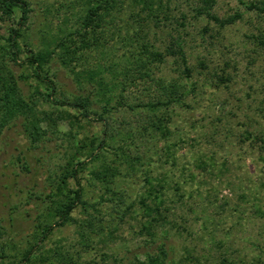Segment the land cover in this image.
Listing matches in <instances>:
<instances>
[{
  "label": "rangeland",
  "instance_id": "obj_1",
  "mask_svg": "<svg viewBox=\"0 0 264 264\" xmlns=\"http://www.w3.org/2000/svg\"><path fill=\"white\" fill-rule=\"evenodd\" d=\"M28 1L32 12L25 32L36 48H53L51 41L79 28L81 0ZM122 1L129 6L130 0ZM199 10L200 0H161L152 14L138 10L137 15L126 6L116 13L113 23L99 30L103 46L85 53L78 69H101L106 77H112L110 74L117 75L116 71L122 73L135 64L142 45L165 55L163 63L152 66V77L178 79L195 87L188 106L175 107L170 124L177 163L167 160L161 169L167 176L164 231L168 245L173 247L175 264H221L224 259L234 264H264V149L259 148V142L245 140L247 133L264 138V18L247 11L239 0H216L213 7L212 13L220 19L242 15L229 26L221 27ZM14 24L0 23V36L8 37ZM178 45L184 49L190 75L183 73L184 65L177 56L167 54ZM142 57L147 55L143 52ZM5 62L16 77L27 75L21 64L9 58ZM114 64L118 65L115 71ZM51 66L62 90L82 95L92 91V86L80 90L73 74L58 60ZM31 85L32 81H20L26 96L33 92ZM157 94L154 83L143 82L130 89L129 103L147 102ZM41 106L52 110L49 103ZM147 116L121 109L112 122L115 128L133 131L134 141H128L133 143L130 154L143 153V162L151 161L149 157L156 160L154 153L163 145L157 139L152 141L149 134L140 135L143 127L149 128ZM69 130L70 126L63 124L59 132L48 133L41 142L33 143L20 119L0 137V217L5 228L0 244L9 256L32 245L51 207L56 175L68 158ZM73 133L81 140L100 136L102 124L82 119ZM80 157L86 158L82 153ZM204 162L205 169L201 167ZM128 173L126 188L135 195L142 187L144 173L138 168ZM84 183L88 198L96 201L98 186ZM104 210L109 212L110 208L105 206ZM74 217L84 218L81 208ZM142 221L138 217L124 225L119 234L123 240L104 250L114 256L106 264H132L136 254L156 252L157 245L146 243L149 238L139 232ZM79 239L76 225L57 228L44 254L52 256V250L73 247L84 252V260L99 261L102 250H86ZM55 257L36 264L54 263Z\"/></svg>",
  "mask_w": 264,
  "mask_h": 264
},
{
  "label": "trees",
  "instance_id": "obj_2",
  "mask_svg": "<svg viewBox=\"0 0 264 264\" xmlns=\"http://www.w3.org/2000/svg\"><path fill=\"white\" fill-rule=\"evenodd\" d=\"M81 1L79 28L51 41L53 48L38 49L25 32L32 12L30 2L0 0V23L11 21L16 25L10 28L8 37L0 36V137L5 128L20 119H23V125L33 143L41 142L48 133L59 132V127L63 124L70 126L66 134L69 142L66 155L68 158L56 175L51 191V207L38 226L32 245L9 256L0 244V263H45L56 256V261L51 264H106L114 256L104 250L109 248L110 244L123 240L119 235L121 229L125 224H130L140 217L144 221L141 222L139 232L149 238L146 243L157 245V250L136 254L135 261L131 263L175 264L173 247L168 245V235L164 231L168 218L167 176L161 169L167 164V160H171L173 165L177 163V146L170 142L173 134L170 124L175 107H187V100L195 92V87L178 79L167 81L152 77V66L155 63H163L165 55L150 50L145 45H142L143 49L134 65L125 67L126 70L122 73L116 71L117 75L110 74L112 77H106L101 69L79 70V65L85 59L84 54L103 46L99 30L104 28V24L113 23L116 13L124 11L127 6L136 14L138 10L152 14L156 2H161L130 0L129 6H124L122 0ZM239 1L247 11L264 18V0L250 3ZM215 4L216 0H200L199 14L207 16L221 27L232 25L242 18V15L237 13L227 19H220L212 13ZM2 40L4 44L1 43ZM143 52L147 57H142ZM167 54L177 56L184 65L183 73L190 75L187 58L180 45ZM6 58L25 67L27 75L16 77L6 65ZM57 60L73 74L80 90L92 86V91L82 95L62 90L57 73L52 72L51 65ZM114 66L115 71L118 65ZM189 78L191 79L185 77ZM20 81H32L31 95L26 96L23 93ZM148 81L154 83L158 89L155 99L147 102L136 101L134 105L129 103L130 89ZM44 102L49 103L52 110H44L41 106ZM95 108H99L101 112H97ZM121 109H127L135 115L145 113L150 117L149 128L143 127L140 135L145 137L149 134L152 141L157 139L163 143L154 153L158 157L156 160L149 157L151 161L143 162L146 159L143 158V153L136 156L130 154L133 143L128 141H134L133 131L118 129L112 124L114 115ZM82 119L101 123L102 134L85 140L78 139L73 131L75 126L80 127ZM251 139L253 143H261L259 148L264 149V138H254L251 133H247L245 140ZM140 148L141 146L137 147ZM81 153L86 156L85 159L80 157ZM125 165L128 166L126 176L123 173ZM201 167L205 169L206 163H202ZM137 168L143 170L144 178L140 191L133 195L128 192L124 180L129 170L136 172ZM84 182L98 186L100 195L96 201L88 198ZM137 205L139 210L136 209ZM105 206L110 208L109 212L104 210ZM78 208L82 210L83 219L74 217ZM105 215L110 218L109 221ZM69 224L76 225L81 247L89 251L102 250L99 261L95 263L93 259L84 260V252L73 247L67 250H52V256L44 254L46 243L53 232ZM4 236L5 228L0 217V243ZM36 251L39 253L36 254ZM188 259L191 260L189 257ZM114 260L116 261V258ZM221 264L234 263L224 259Z\"/></svg>",
  "mask_w": 264,
  "mask_h": 264
}]
</instances>
